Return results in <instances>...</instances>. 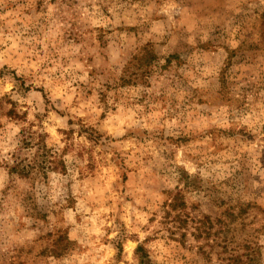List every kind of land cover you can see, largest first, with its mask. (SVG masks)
Segmentation results:
<instances>
[{
	"label": "rangeland",
	"instance_id": "1",
	"mask_svg": "<svg viewBox=\"0 0 264 264\" xmlns=\"http://www.w3.org/2000/svg\"><path fill=\"white\" fill-rule=\"evenodd\" d=\"M223 257L264 264V0H0V264Z\"/></svg>",
	"mask_w": 264,
	"mask_h": 264
},
{
	"label": "trees",
	"instance_id": "2",
	"mask_svg": "<svg viewBox=\"0 0 264 264\" xmlns=\"http://www.w3.org/2000/svg\"><path fill=\"white\" fill-rule=\"evenodd\" d=\"M177 196L173 195V197L170 199L169 203L166 204V207L170 210L166 211V217H171L172 219L171 220H175L176 218H180V214L179 212L176 213L174 216L170 215L171 214V211H174L177 209L178 207V204H177ZM177 204V205H176ZM181 205H184L183 203H181ZM170 221V220H169ZM236 258H233V257H223L222 258V261H226L225 264H231L230 262H234Z\"/></svg>",
	"mask_w": 264,
	"mask_h": 264
}]
</instances>
